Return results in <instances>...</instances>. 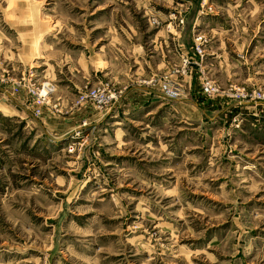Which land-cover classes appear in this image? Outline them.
<instances>
[{
  "label": "rangeland",
  "instance_id": "rangeland-1",
  "mask_svg": "<svg viewBox=\"0 0 264 264\" xmlns=\"http://www.w3.org/2000/svg\"><path fill=\"white\" fill-rule=\"evenodd\" d=\"M238 89L264 94V0H0V264H264V101Z\"/></svg>",
  "mask_w": 264,
  "mask_h": 264
},
{
  "label": "built area",
  "instance_id": "built-area-1",
  "mask_svg": "<svg viewBox=\"0 0 264 264\" xmlns=\"http://www.w3.org/2000/svg\"><path fill=\"white\" fill-rule=\"evenodd\" d=\"M189 61L192 60V57H188ZM202 91L208 96L217 95L220 93L219 87L210 80H205L202 84ZM231 91V92H230ZM229 92L232 93V100L240 99L235 102H239V104L244 105L249 102H263L264 101V94L261 93H254L251 96H246L247 94L244 93L243 90H230ZM234 92V93H233ZM163 94L166 96H170L171 99L176 98L175 94L172 91L166 89L163 91ZM178 98V97H177ZM116 99L113 95L107 92L105 89H91L90 91L83 93L79 97V103H85L88 101L94 102L98 107L104 108L111 105V102Z\"/></svg>",
  "mask_w": 264,
  "mask_h": 264
},
{
  "label": "crops",
  "instance_id": "crops-1",
  "mask_svg": "<svg viewBox=\"0 0 264 264\" xmlns=\"http://www.w3.org/2000/svg\"><path fill=\"white\" fill-rule=\"evenodd\" d=\"M181 46H182V50H183V53H184V55L186 56V55H188L189 53H191V51H192V49L190 48V46H189V44H188V42H186L185 41V43L183 42V43H181ZM166 64V61H164V60H161V63H160V68L163 66V65H165ZM196 81H197V79H193L192 81H190L189 82V94L191 95V96H195V94L194 93H191V91H192V88L194 89V91H195V89H196V87H197V85H196ZM159 90L158 89H156V88H152V87H143V86H139V87H133L132 89H130V90H127V95H129L130 97H131V99L134 101V102H137V104H139L140 103V105L142 106L143 104H145L147 101H148V99H150L152 96H157V95H160L161 96V94L158 92ZM134 92H137V93H139L138 95H134ZM134 95V96H133ZM10 96V95H9ZM164 97V96H163ZM165 98V97H164ZM10 99L12 100V101H15V100H13V98L10 96ZM182 101H186L187 100V98H182L181 99ZM178 101V100H177ZM180 101V100H179ZM189 101H191V100H189ZM16 102V101H15ZM192 102V104H194L195 106H197L200 110H203L202 109V106L200 105V104H196V103H194L193 102V100L191 101ZM18 104V103H17ZM116 104V103H115ZM136 104V105H137ZM116 107V105H114L111 109H114Z\"/></svg>",
  "mask_w": 264,
  "mask_h": 264
},
{
  "label": "bare ground",
  "instance_id": "bare-ground-1",
  "mask_svg": "<svg viewBox=\"0 0 264 264\" xmlns=\"http://www.w3.org/2000/svg\"><path fill=\"white\" fill-rule=\"evenodd\" d=\"M164 95H165V94H164ZM165 98H166L167 100H171V101H172V100H177V98H173V99H171L170 96H166V95H165Z\"/></svg>",
  "mask_w": 264,
  "mask_h": 264
}]
</instances>
